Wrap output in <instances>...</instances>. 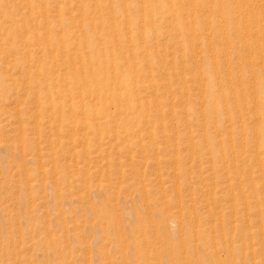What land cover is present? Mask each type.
<instances>
[{"label":"rangeland","instance_id":"rangeland-1","mask_svg":"<svg viewBox=\"0 0 264 264\" xmlns=\"http://www.w3.org/2000/svg\"><path fill=\"white\" fill-rule=\"evenodd\" d=\"M263 55L264 0H0V264H264Z\"/></svg>","mask_w":264,"mask_h":264},{"label":"bare ground","instance_id":"bare-ground-1","mask_svg":"<svg viewBox=\"0 0 264 264\" xmlns=\"http://www.w3.org/2000/svg\"><path fill=\"white\" fill-rule=\"evenodd\" d=\"M236 11V9L234 8V5L233 6H230L228 9H227V12L231 13V12H234ZM226 12V13H227ZM264 58V55L260 58V59H263ZM252 66V65H251ZM252 72V71H251ZM255 73V71H253ZM257 74V75H256ZM255 74V77H257V80L259 81V83H263L264 82V72L262 71H259V73L257 72ZM264 85V84H263ZM254 87V86H253ZM256 88V87H255ZM255 94V92H254ZM259 95L262 96V98L259 100V104H261L263 107H264V89L262 88L261 91L259 93H257ZM256 94V95H257ZM258 105V103H256Z\"/></svg>","mask_w":264,"mask_h":264}]
</instances>
